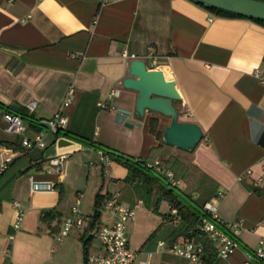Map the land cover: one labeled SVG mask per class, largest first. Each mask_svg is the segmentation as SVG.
Returning a JSON list of instances; mask_svg holds the SVG:
<instances>
[{
	"label": "crops",
	"instance_id": "1",
	"mask_svg": "<svg viewBox=\"0 0 264 264\" xmlns=\"http://www.w3.org/2000/svg\"><path fill=\"white\" fill-rule=\"evenodd\" d=\"M149 52L180 94L173 102L178 122L202 131L190 152L166 146L156 135L170 118L153 111L138 117L137 93L120 83L130 62L148 63ZM261 77L264 25L218 16L190 0H0V106L30 115L25 136L45 134L47 142L44 149L22 148L0 117V153L4 147L13 155L0 176V264H97L87 262L103 253L92 233L113 220L102 206L92 220L97 194L134 207L126 225L134 264H199L168 249L187 238L170 223L169 206L161 202L153 211L152 198L123 181L127 169L101 161L92 142L132 159L161 161L179 190L197 203L211 202L217 216L239 226L238 248L211 264H264L253 257L264 240ZM69 85L74 96L63 111L65 131L51 133L41 123L53 118ZM29 102L36 103L31 114ZM58 155L68 156L62 176L47 165ZM35 183L54 189L34 190ZM78 196L83 225L57 242ZM14 202L23 211L16 231Z\"/></svg>",
	"mask_w": 264,
	"mask_h": 264
},
{
	"label": "built area",
	"instance_id": "2",
	"mask_svg": "<svg viewBox=\"0 0 264 264\" xmlns=\"http://www.w3.org/2000/svg\"><path fill=\"white\" fill-rule=\"evenodd\" d=\"M149 52V62L146 63L147 70H156L158 64L156 57ZM126 57L125 54H123ZM135 59L134 56H131ZM256 77L258 74L256 73ZM261 82L264 83V77H261ZM117 95V91L110 92V96ZM74 96V88L69 85L67 88L62 102L59 105L53 118L45 123L48 126V130L51 133L65 131L67 124V117L64 114V110L69 106ZM36 109L35 102H29L27 105V112L31 114ZM0 117L5 122V129L7 132L18 137L20 145L24 149L39 148L44 149L47 146L46 135L37 134L33 138L25 136L26 128L24 127L23 119L17 114H11L5 110L0 109ZM101 161L109 163L108 156L103 152H99ZM0 160V174L6 170V167L12 162V151L7 148H2ZM68 156L58 155L56 157L47 160V165L57 176H62L65 170ZM147 168L154 170L156 173L166 178L170 186L177 187L178 182L174 179V174L161 161L145 162ZM34 190L48 191L54 189V184L50 183H35L33 185ZM222 195H218L220 198ZM79 197L76 200L74 207L72 206L70 213L64 218L62 228L57 234L56 241L61 242L68 236L69 232L73 229L81 228L83 225V219L79 213ZM14 209H16L17 215L12 227L13 231L19 228L20 221L22 220L23 211L20 208V204L14 202ZM103 209L110 212L112 215V222L109 225H102L98 227L92 234L98 240L100 247L103 251L101 255H89L87 256L88 263L97 264H134L135 253L130 250L128 246L127 236V223L132 220L134 216V207H127L119 203L114 199H106L101 205ZM202 211L206 214L207 218H202L198 221L195 228L199 233L203 234L207 240L215 247L216 256L221 260H225L238 248L237 236L239 232V226L235 223H228L217 216V210L214 204L206 202L202 205ZM169 221L171 224L178 226L180 224V217L176 209H170ZM163 242L159 243V246H163ZM168 249L176 256H181L189 260L192 263H198L200 256L203 254V248L199 244H195L193 238H186L182 243L173 242L168 244ZM253 257L257 260H264V240H261L257 249L253 252ZM140 264H146L142 262Z\"/></svg>",
	"mask_w": 264,
	"mask_h": 264
},
{
	"label": "water",
	"instance_id": "3",
	"mask_svg": "<svg viewBox=\"0 0 264 264\" xmlns=\"http://www.w3.org/2000/svg\"><path fill=\"white\" fill-rule=\"evenodd\" d=\"M208 8L233 13L249 19L264 21V2L256 0H190ZM142 60H132L128 76L120 82L126 90L137 93L135 113L142 117L146 111H153L170 118V125L163 131L162 140L166 146L184 152L194 150L202 139L201 129L194 123L178 122L173 102L180 101V94L172 81H167L160 70H147ZM41 127L47 128L45 122Z\"/></svg>",
	"mask_w": 264,
	"mask_h": 264
},
{
	"label": "trees",
	"instance_id": "4",
	"mask_svg": "<svg viewBox=\"0 0 264 264\" xmlns=\"http://www.w3.org/2000/svg\"><path fill=\"white\" fill-rule=\"evenodd\" d=\"M258 1L264 2V0ZM201 7L209 10L210 12L216 15L218 14V16L242 19L245 18V16L242 17L231 12L228 13L225 11L218 10L217 8L213 9L204 6ZM245 19L264 25V21L249 18ZM0 109L10 112L11 114H17L16 112H13L7 108H3V106H0ZM17 115H19L23 120H32L30 115ZM155 121L156 120L152 118L149 122L150 131L152 133H155L156 131L157 122ZM156 136L161 139L160 133H157ZM90 145L103 152V154L108 156L110 160L115 161L120 165H123L127 169V175L126 177H124L123 181L129 185L140 186L143 191V194L147 197L152 198L153 211H157L159 203L161 202H165V204L169 206V212L170 209L173 208L178 211L181 221L179 224V228L176 231H178L181 235H185V237L189 239L193 238L195 244H199L203 248V254L202 256H200L201 258L199 260V264H211L214 261V259L216 258L215 247L207 240V238L203 234L199 233L198 230H196L195 228L196 224L200 219H209V217L206 216V214L202 211V205L204 204L203 202L197 203L191 198V196H188L184 194L183 191L179 190L178 187L170 186L166 178L162 177L154 170L147 168L144 164V161H141L139 159H132L130 157H127V155L124 156L115 151L104 148L94 142L90 143ZM106 199L108 198L104 197L101 194L96 195L95 202L93 205V221L98 219L99 209L101 208L103 201Z\"/></svg>",
	"mask_w": 264,
	"mask_h": 264
},
{
	"label": "rangeland",
	"instance_id": "5",
	"mask_svg": "<svg viewBox=\"0 0 264 264\" xmlns=\"http://www.w3.org/2000/svg\"><path fill=\"white\" fill-rule=\"evenodd\" d=\"M161 134V133H160ZM191 178V177H190ZM174 179H175V176H174ZM192 180H194V181H196V182H198V177L195 175V176H192ZM178 186V185H177ZM180 188V187H179ZM145 197H147V196H145ZM144 197V199H147V198H145ZM195 200H198L196 197L194 198ZM163 208H165V205L163 206Z\"/></svg>",
	"mask_w": 264,
	"mask_h": 264
}]
</instances>
